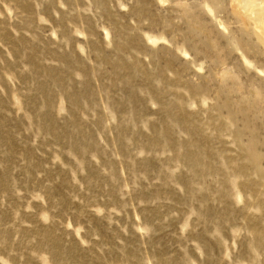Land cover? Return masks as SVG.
Listing matches in <instances>:
<instances>
[{
  "label": "rangeland",
  "instance_id": "374dc122",
  "mask_svg": "<svg viewBox=\"0 0 264 264\" xmlns=\"http://www.w3.org/2000/svg\"><path fill=\"white\" fill-rule=\"evenodd\" d=\"M0 264H264V0H0Z\"/></svg>",
  "mask_w": 264,
  "mask_h": 264
}]
</instances>
